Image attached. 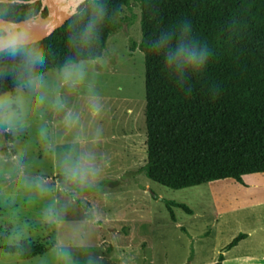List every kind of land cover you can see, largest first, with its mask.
Segmentation results:
<instances>
[{
	"label": "rangeland",
	"instance_id": "1",
	"mask_svg": "<svg viewBox=\"0 0 264 264\" xmlns=\"http://www.w3.org/2000/svg\"><path fill=\"white\" fill-rule=\"evenodd\" d=\"M141 41L133 2L102 58L0 97V119L13 122L12 142L0 131V264H215L222 253L223 264H264V173L174 190L140 171ZM167 203L192 213L175 207L173 221ZM240 234L247 238L226 252ZM21 243L44 253L4 251Z\"/></svg>",
	"mask_w": 264,
	"mask_h": 264
},
{
	"label": "trees",
	"instance_id": "2",
	"mask_svg": "<svg viewBox=\"0 0 264 264\" xmlns=\"http://www.w3.org/2000/svg\"><path fill=\"white\" fill-rule=\"evenodd\" d=\"M133 2L141 10L138 47L145 56L147 162L140 171L174 190L222 180L243 184L245 176L264 173V0H87L62 28L29 45L38 52L29 68L20 56L0 52V97L14 96L50 70L102 58L123 9ZM96 4L103 17L89 29ZM40 10L41 3L0 4L3 18L17 22ZM180 43L203 51L204 65L193 67L175 57ZM7 130L0 124L12 142ZM166 207L173 221L175 207L192 213L181 204ZM246 238L240 234L225 251ZM4 251L23 260L44 253L28 243ZM224 261L222 253L215 264Z\"/></svg>",
	"mask_w": 264,
	"mask_h": 264
},
{
	"label": "clouds",
	"instance_id": "3",
	"mask_svg": "<svg viewBox=\"0 0 264 264\" xmlns=\"http://www.w3.org/2000/svg\"><path fill=\"white\" fill-rule=\"evenodd\" d=\"M6 15V13L0 12V50H3L11 57L20 56L23 61V67L27 69L38 58V52L28 46L29 36L24 25L18 23L13 18H3ZM102 17L103 9L99 4H96L94 6V20L89 24V29L94 26L97 20L102 19ZM26 23L28 21H25ZM161 39L166 43L168 37L165 35ZM174 55L175 57L182 58L184 62L193 67L203 66L206 60V55L203 51H198L195 46L184 43H180L177 46ZM174 55L172 53L169 54V62L173 60ZM12 123L8 119L0 121V124L8 127H11ZM36 187H41V184L37 183Z\"/></svg>",
	"mask_w": 264,
	"mask_h": 264
},
{
	"label": "water",
	"instance_id": "4",
	"mask_svg": "<svg viewBox=\"0 0 264 264\" xmlns=\"http://www.w3.org/2000/svg\"><path fill=\"white\" fill-rule=\"evenodd\" d=\"M87 0H0V4L13 3H41V10L37 17L30 18L28 23L21 21L28 32V46L37 44L50 37L55 31L62 28L77 12L78 8ZM47 11V16L43 13ZM3 50H0L2 52Z\"/></svg>",
	"mask_w": 264,
	"mask_h": 264
},
{
	"label": "flooded vegetation",
	"instance_id": "5",
	"mask_svg": "<svg viewBox=\"0 0 264 264\" xmlns=\"http://www.w3.org/2000/svg\"><path fill=\"white\" fill-rule=\"evenodd\" d=\"M45 12H47V11H44V13H45ZM44 13H43V14H44ZM46 16H47V15H46ZM46 16H45V17H46Z\"/></svg>",
	"mask_w": 264,
	"mask_h": 264
},
{
	"label": "crops",
	"instance_id": "6",
	"mask_svg": "<svg viewBox=\"0 0 264 264\" xmlns=\"http://www.w3.org/2000/svg\"><path fill=\"white\" fill-rule=\"evenodd\" d=\"M243 180H244V178H243ZM234 181V180H233Z\"/></svg>",
	"mask_w": 264,
	"mask_h": 264
}]
</instances>
